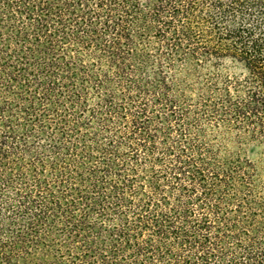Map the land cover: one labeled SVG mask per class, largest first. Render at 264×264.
<instances>
[{"label": "trees", "instance_id": "16d2710c", "mask_svg": "<svg viewBox=\"0 0 264 264\" xmlns=\"http://www.w3.org/2000/svg\"><path fill=\"white\" fill-rule=\"evenodd\" d=\"M0 264H264V0H0Z\"/></svg>", "mask_w": 264, "mask_h": 264}]
</instances>
